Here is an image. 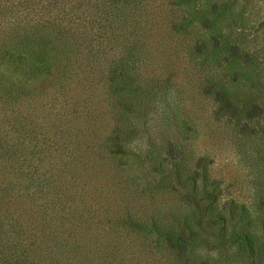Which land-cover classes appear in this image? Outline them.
<instances>
[{"label":"trees","instance_id":"1","mask_svg":"<svg viewBox=\"0 0 264 264\" xmlns=\"http://www.w3.org/2000/svg\"><path fill=\"white\" fill-rule=\"evenodd\" d=\"M136 1L0 0V91L21 98L0 103L3 264H143L127 243L159 239L182 256L192 246L191 225L165 228L161 215L116 203L110 185L127 170L148 96L161 94L146 67L148 20L159 11L142 0L135 22L127 8ZM225 230L221 242L253 251L251 234L225 239Z\"/></svg>","mask_w":264,"mask_h":264},{"label":"rangeland","instance_id":"2","mask_svg":"<svg viewBox=\"0 0 264 264\" xmlns=\"http://www.w3.org/2000/svg\"><path fill=\"white\" fill-rule=\"evenodd\" d=\"M152 2L146 67L161 94L148 96L154 106L137 118L127 170L110 185L116 203L161 215L165 228L191 225L192 246L182 256L147 239L127 243L128 254L143 264H264V0ZM143 5L127 8L135 22ZM144 81L152 88L151 75ZM2 93L0 103L21 99ZM224 223L225 239L251 234L253 251L221 242Z\"/></svg>","mask_w":264,"mask_h":264}]
</instances>
